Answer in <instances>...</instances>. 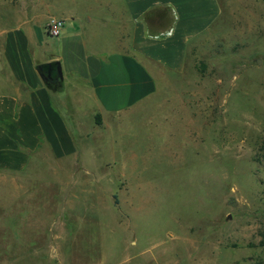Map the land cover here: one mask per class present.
Segmentation results:
<instances>
[{
	"label": "rangeland",
	"instance_id": "obj_1",
	"mask_svg": "<svg viewBox=\"0 0 264 264\" xmlns=\"http://www.w3.org/2000/svg\"><path fill=\"white\" fill-rule=\"evenodd\" d=\"M75 1L115 48L103 0ZM219 2L183 72L101 128L76 110L73 156L0 182V252L24 256L0 264H264V0Z\"/></svg>",
	"mask_w": 264,
	"mask_h": 264
},
{
	"label": "crops",
	"instance_id": "obj_2",
	"mask_svg": "<svg viewBox=\"0 0 264 264\" xmlns=\"http://www.w3.org/2000/svg\"><path fill=\"white\" fill-rule=\"evenodd\" d=\"M103 2L111 15L98 22L105 26L114 19L120 30L113 49L90 44L91 6L77 9L75 0H0V182L20 177L38 155L58 163L73 156L79 137L75 124L82 141L91 131L82 128L90 119H78L84 114L76 110L87 106L92 128H101L155 94L154 73L183 72L190 45L220 13L219 0ZM100 3L96 0V6ZM52 17L65 21L59 37L48 34ZM51 61L62 66L57 83L45 82L37 71ZM0 254L6 261L24 258Z\"/></svg>",
	"mask_w": 264,
	"mask_h": 264
},
{
	"label": "water",
	"instance_id": "obj_3",
	"mask_svg": "<svg viewBox=\"0 0 264 264\" xmlns=\"http://www.w3.org/2000/svg\"><path fill=\"white\" fill-rule=\"evenodd\" d=\"M260 62L261 61H259V63ZM37 71L45 82L57 83L63 78L62 66L59 61H51L39 64Z\"/></svg>",
	"mask_w": 264,
	"mask_h": 264
},
{
	"label": "built area",
	"instance_id": "obj_4",
	"mask_svg": "<svg viewBox=\"0 0 264 264\" xmlns=\"http://www.w3.org/2000/svg\"><path fill=\"white\" fill-rule=\"evenodd\" d=\"M65 26V21L58 17H52L47 22V31L51 37H59Z\"/></svg>",
	"mask_w": 264,
	"mask_h": 264
}]
</instances>
